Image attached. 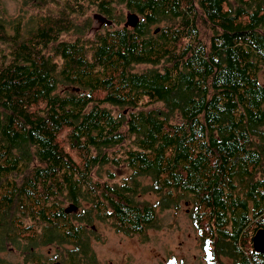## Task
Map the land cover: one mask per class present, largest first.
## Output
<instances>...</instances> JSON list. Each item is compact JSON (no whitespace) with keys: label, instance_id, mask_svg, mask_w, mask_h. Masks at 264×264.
<instances>
[{"label":"trees","instance_id":"1","mask_svg":"<svg viewBox=\"0 0 264 264\" xmlns=\"http://www.w3.org/2000/svg\"><path fill=\"white\" fill-rule=\"evenodd\" d=\"M21 2L0 0V264H92L96 217L141 235L176 196L209 263L264 264V0ZM91 9L115 27L89 36ZM107 166L127 183L95 181Z\"/></svg>","mask_w":264,"mask_h":264},{"label":"rangeland","instance_id":"2","mask_svg":"<svg viewBox=\"0 0 264 264\" xmlns=\"http://www.w3.org/2000/svg\"><path fill=\"white\" fill-rule=\"evenodd\" d=\"M21 1L2 0L3 8L9 19H14L22 13L24 7ZM95 13V9L84 13L86 18L91 19L92 26L88 30L89 36L93 37L98 33H103L107 28L115 27L113 25L107 27L94 19ZM128 14L130 13L123 10L117 14L121 18L120 22L125 24ZM63 38L72 40L76 36L74 34L65 35ZM138 69L143 70L144 67ZM61 137L63 139V135ZM128 179V173L112 166L106 170H96L94 173L95 181L108 182L110 185L119 187L127 183ZM143 181L147 182L148 179ZM177 198L178 196L175 197L176 205L170 209L157 210L156 224L141 235L124 233L113 221L100 220L98 217L86 228L84 226L95 256L92 264H233V259L224 256L218 257L212 263L208 262L203 241L192 221L194 204L184 199L177 202ZM136 199L138 202L162 201V197L158 195L157 197L138 195ZM65 207H69V204H65ZM78 212L83 213V210L79 209L73 213ZM35 252L44 257L46 264H53V262L69 264V252L62 246L38 245ZM6 258L13 262H20L23 259L17 250L6 254Z\"/></svg>","mask_w":264,"mask_h":264},{"label":"water","instance_id":"3","mask_svg":"<svg viewBox=\"0 0 264 264\" xmlns=\"http://www.w3.org/2000/svg\"><path fill=\"white\" fill-rule=\"evenodd\" d=\"M94 19H96L97 21L99 20V22H101L103 25L107 24V25H113L112 21H109L108 19H106L105 17L101 16V15H94ZM139 23V18L138 16H136L135 14H128L127 16V23L125 24V27H136L137 24ZM78 210L77 207L74 206H70L69 208H66L65 212L66 213H73L76 212ZM253 247L255 252L263 254L264 255V229H260L257 234L253 237ZM53 264H63L61 262H55Z\"/></svg>","mask_w":264,"mask_h":264},{"label":"bare ground","instance_id":"4","mask_svg":"<svg viewBox=\"0 0 264 264\" xmlns=\"http://www.w3.org/2000/svg\"><path fill=\"white\" fill-rule=\"evenodd\" d=\"M120 28V27H119ZM257 234V233H256ZM264 251V250H263Z\"/></svg>","mask_w":264,"mask_h":264}]
</instances>
